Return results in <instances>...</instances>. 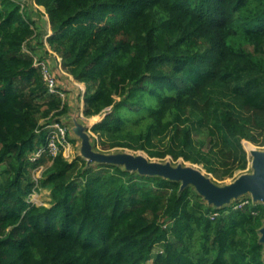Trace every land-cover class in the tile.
I'll return each instance as SVG.
<instances>
[{
  "label": "trees",
  "instance_id": "16d2710c",
  "mask_svg": "<svg viewBox=\"0 0 264 264\" xmlns=\"http://www.w3.org/2000/svg\"><path fill=\"white\" fill-rule=\"evenodd\" d=\"M35 2L49 16V46L86 86L84 115L105 113L93 133L125 146L176 126L190 139L180 120L196 112L230 151L264 135V0ZM31 23L19 3L0 0V264H145L161 243L153 264H264L262 202L214 209L192 185L86 168L62 152L42 178L28 177L45 160L26 157L45 142L41 120L68 112L23 51ZM39 187L52 207L28 201Z\"/></svg>",
  "mask_w": 264,
  "mask_h": 264
},
{
  "label": "rangeland",
  "instance_id": "374dc122",
  "mask_svg": "<svg viewBox=\"0 0 264 264\" xmlns=\"http://www.w3.org/2000/svg\"><path fill=\"white\" fill-rule=\"evenodd\" d=\"M34 1L35 0H23L26 7L25 15L35 27L34 35L31 39L25 41L23 51L28 52V49L32 50L31 46L33 47L32 43L35 41L39 47H33L34 50H32V53L38 58L45 59L49 65L51 63V68L55 76L61 79V81L67 82V79L63 78V76L58 77L56 73L60 68L57 57L55 55L52 57L49 56L51 52L45 49L42 31L47 26V19L44 17L45 13L41 12L39 8L34 5ZM1 36L2 31L0 29V40ZM245 47L250 52H256L255 47L251 44H246ZM70 85L73 88L72 92L65 91L60 87V89L65 91V98L63 100L68 104V112L55 120L62 124L67 131V143L62 152L64 157L69 161H75L78 157H81L87 162L86 168L107 162L101 158H93L92 155L86 153L85 143L89 142L90 152H92V154L109 157L110 160L108 161L112 162H109L110 164L118 165L131 172L140 173L138 169L130 168L126 161H118L119 158L128 155H135L136 157L144 156L150 162L169 163L173 167H193L202 171L214 184L226 187L243 175L254 174V152H264V135L260 130H254L253 133L256 136L255 140H242L237 143V148H233V150L230 151V148L223 145L218 132L212 136L213 134L210 132V126L214 124L204 115L196 112L188 116H182L180 120L184 126L190 129V139L178 136L175 133V126L163 136L151 137L148 141L145 140L142 142L135 140L131 145L116 146L113 142L108 140L107 137L91 131V127L99 122L104 117L105 113L94 116L84 115L83 89H86V86L81 82H79L78 85ZM47 99L48 95H46L42 101H47ZM53 119L54 117L52 116L43 118L40 123L46 124ZM33 151H28L26 157L31 159ZM44 158V162L28 168L27 174L31 180L37 181L42 178L43 174H45L46 170L51 165L52 158L49 156H45ZM4 166L5 165L0 164V168ZM191 185L198 191L195 185ZM203 197L205 201L210 204L209 199L205 195ZM27 199L38 206H53L50 191L45 188L39 187L34 189ZM248 202L258 204L260 202L263 203V200L257 198L252 190H247L228 202H222L220 204L212 202L210 205H212L214 209L238 208ZM215 214H217V212H215ZM256 227V237L264 245V218L261 222L256 224ZM170 240H173V236H170ZM163 248V243L156 245L149 260L145 264H153L154 258Z\"/></svg>",
  "mask_w": 264,
  "mask_h": 264
},
{
  "label": "water",
  "instance_id": "95a60500",
  "mask_svg": "<svg viewBox=\"0 0 264 264\" xmlns=\"http://www.w3.org/2000/svg\"><path fill=\"white\" fill-rule=\"evenodd\" d=\"M85 149L86 153L92 155L93 158L106 160L107 162L104 164L112 163L108 161L109 157L92 154L89 142L85 143ZM121 160L126 161L130 168L138 169L142 175H158L166 179L180 181L182 188L193 184L202 196L205 195L209 199L210 204L212 202L219 204L228 202L247 190H252L255 196L262 199L264 203V152H254V174L243 175L226 187L214 184L202 171L193 167H173L169 163L150 162L144 156L136 157L135 155L123 156L118 159V161Z\"/></svg>",
  "mask_w": 264,
  "mask_h": 264
},
{
  "label": "built area",
  "instance_id": "2783aa9c",
  "mask_svg": "<svg viewBox=\"0 0 264 264\" xmlns=\"http://www.w3.org/2000/svg\"><path fill=\"white\" fill-rule=\"evenodd\" d=\"M21 5V12L25 15V3L23 0H14ZM25 19H27L25 15ZM31 27L35 30L34 25L31 23ZM45 39L49 36V34H45ZM25 47V46H24ZM24 49V48H23ZM29 53H32L29 49L27 50ZM34 64L35 66L41 70L43 74V79L48 87L49 94L60 95L63 99L65 98V93L59 88L58 79L56 78L51 66L47 63L45 59L38 58L34 55ZM85 94L86 89H83ZM46 133L45 142L33 151L31 160L38 161L42 157L49 156L51 158L57 156L61 152H63V148L67 143V131L65 127L60 124L58 121L54 120L53 122L43 123L41 127H39L36 132L38 134L42 132Z\"/></svg>",
  "mask_w": 264,
  "mask_h": 264
},
{
  "label": "crops",
  "instance_id": "0c3cea01",
  "mask_svg": "<svg viewBox=\"0 0 264 264\" xmlns=\"http://www.w3.org/2000/svg\"><path fill=\"white\" fill-rule=\"evenodd\" d=\"M34 5H36L38 8H39V10L41 11V12H43V13H45V18L47 19V26L45 27V29L42 31L43 32V42H44V45H45V49L48 51V52H51V54H49V56H56L57 57V59H58V61H59V69L56 71V73H57V75H58V77H62L63 76V78H65V79H67V82H63V81H61V79H58V84H59V87H61L62 89H64L65 91H73L72 89V86L70 85V84H73V85H75V84H77L78 85V83H79V81H77V80H75L67 71H65L64 69H63V67H62V65H61V57L59 56V54L57 53V52H55L54 50H52L51 49V47L49 46V44H48V42H47V39L46 40H44L45 38V34L47 33V34H50L51 33V26H50V20H49V16L47 15V13H46V10H45V8L43 7V6H39V5H37L36 3H35V1H34ZM33 44V47H39V46H37V43H35V41L32 43ZM47 46V47H46ZM30 50V49H29ZM31 52H32V50H30ZM49 61V60H48ZM50 66H51V63H50ZM64 91V92H65Z\"/></svg>",
  "mask_w": 264,
  "mask_h": 264
},
{
  "label": "bare ground",
  "instance_id": "6f19581e",
  "mask_svg": "<svg viewBox=\"0 0 264 264\" xmlns=\"http://www.w3.org/2000/svg\"><path fill=\"white\" fill-rule=\"evenodd\" d=\"M34 196V195H33ZM49 198V197H48Z\"/></svg>",
  "mask_w": 264,
  "mask_h": 264
}]
</instances>
